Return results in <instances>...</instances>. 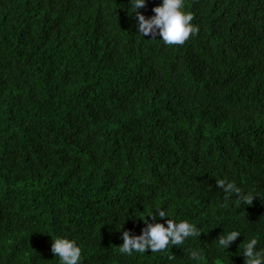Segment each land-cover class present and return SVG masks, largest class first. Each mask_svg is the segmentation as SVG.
<instances>
[{
  "label": "trees",
  "instance_id": "1",
  "mask_svg": "<svg viewBox=\"0 0 264 264\" xmlns=\"http://www.w3.org/2000/svg\"><path fill=\"white\" fill-rule=\"evenodd\" d=\"M185 5L199 31L169 46L129 0H0V264H59V236L82 264H193L192 248L244 264V238L264 247V0ZM157 208L200 236L121 254Z\"/></svg>",
  "mask_w": 264,
  "mask_h": 264
},
{
  "label": "clouds",
  "instance_id": "2",
  "mask_svg": "<svg viewBox=\"0 0 264 264\" xmlns=\"http://www.w3.org/2000/svg\"><path fill=\"white\" fill-rule=\"evenodd\" d=\"M147 0H129V5L135 9L136 25L142 36H159L165 45L175 46L184 44L190 36H194L199 31L198 25L192 21L193 13L186 10L185 0H162L152 11L154 15L146 18L138 9L143 8ZM152 40V39H149ZM218 188L226 194L236 196L238 200L245 204H251L254 195L246 193L235 182L219 179L216 181ZM151 216L154 222L144 220L145 227L141 229V234L133 235L130 231H123L121 239L122 245L118 246L121 254L131 256L133 254H143L146 250L151 253L165 252L170 247L183 245L190 238H198L201 234L199 228L186 219H169V213L164 208H157ZM157 218H167L164 223L155 222ZM243 233L240 230L224 232L214 241L217 246L226 251L230 245L236 241L237 237ZM51 251L57 257L59 264H82V248L75 239L66 236H59L52 239ZM243 248L238 254L243 255L244 264H264V247H258L260 240L256 236L244 238ZM203 251L200 248L189 250V256L193 264L203 262ZM173 259V257H169Z\"/></svg>",
  "mask_w": 264,
  "mask_h": 264
}]
</instances>
